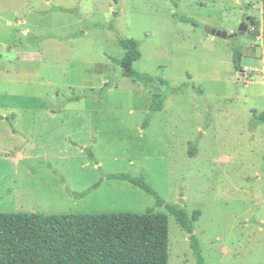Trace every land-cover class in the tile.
<instances>
[{
  "label": "rangeland",
  "instance_id": "rangeland-1",
  "mask_svg": "<svg viewBox=\"0 0 264 264\" xmlns=\"http://www.w3.org/2000/svg\"><path fill=\"white\" fill-rule=\"evenodd\" d=\"M0 26V212L150 209L168 264H197L174 204L204 264H264V0H0ZM121 38L151 81L121 75Z\"/></svg>",
  "mask_w": 264,
  "mask_h": 264
},
{
  "label": "trees",
  "instance_id": "trees-1",
  "mask_svg": "<svg viewBox=\"0 0 264 264\" xmlns=\"http://www.w3.org/2000/svg\"><path fill=\"white\" fill-rule=\"evenodd\" d=\"M184 21L193 20L181 17ZM124 49L121 58L113 59L121 75L151 81L136 71L133 63L140 58L138 42L121 38ZM242 50H233V67L241 68ZM162 95L153 94L150 109L159 110ZM258 122H264V111L252 110ZM1 117V116H0ZM193 154V153H191ZM141 187L164 203L142 178L126 173L112 174ZM177 223L188 233L197 264H204L198 241L193 234L191 217L174 204H165ZM0 264H168V220L164 213L148 209L142 213H63L44 215L35 212H0Z\"/></svg>",
  "mask_w": 264,
  "mask_h": 264
},
{
  "label": "water",
  "instance_id": "water-1",
  "mask_svg": "<svg viewBox=\"0 0 264 264\" xmlns=\"http://www.w3.org/2000/svg\"><path fill=\"white\" fill-rule=\"evenodd\" d=\"M242 3H248V0H240ZM246 21H249L250 25H253L254 22L252 20H249V17H246V19L240 24L236 32L233 33H227L225 31L216 30L214 28L206 27V32L210 33L212 35L221 37V38H232L236 37L237 35H242L245 30L247 29L248 24Z\"/></svg>",
  "mask_w": 264,
  "mask_h": 264
},
{
  "label": "crops",
  "instance_id": "crops-1",
  "mask_svg": "<svg viewBox=\"0 0 264 264\" xmlns=\"http://www.w3.org/2000/svg\"><path fill=\"white\" fill-rule=\"evenodd\" d=\"M7 7H8V5H5V7H4V9H7ZM4 11V10H3ZM2 17V16H1ZM2 19H3V17H2ZM0 28H1V26H0ZM0 56H1V54H0Z\"/></svg>",
  "mask_w": 264,
  "mask_h": 264
}]
</instances>
